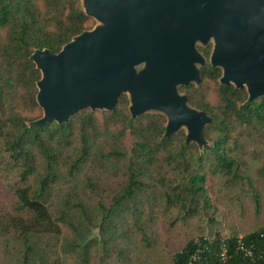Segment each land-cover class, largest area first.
<instances>
[{
  "label": "trees",
  "instance_id": "1",
  "mask_svg": "<svg viewBox=\"0 0 264 264\" xmlns=\"http://www.w3.org/2000/svg\"><path fill=\"white\" fill-rule=\"evenodd\" d=\"M93 25L80 0H0V186L10 189L0 193V264H155L147 254L160 221L199 233L172 264H221L223 247L226 264H264L236 249L255 239L262 248L264 226L241 237L217 231L209 188L220 203L264 168V96L219 85V69L204 67L200 87L181 88L211 118L203 152L184 131L165 137L162 115L132 118L125 95L108 112L28 125L42 116L31 55L58 53Z\"/></svg>",
  "mask_w": 264,
  "mask_h": 264
},
{
  "label": "water",
  "instance_id": "2",
  "mask_svg": "<svg viewBox=\"0 0 264 264\" xmlns=\"http://www.w3.org/2000/svg\"><path fill=\"white\" fill-rule=\"evenodd\" d=\"M95 25L58 53L35 50L42 116L62 124L82 109L111 111L120 96L132 118H165V137L185 132L200 152L211 118L189 105L182 87L201 84L197 45L212 43L209 62L221 86L264 96V0H80Z\"/></svg>",
  "mask_w": 264,
  "mask_h": 264
},
{
  "label": "rangeland",
  "instance_id": "3",
  "mask_svg": "<svg viewBox=\"0 0 264 264\" xmlns=\"http://www.w3.org/2000/svg\"><path fill=\"white\" fill-rule=\"evenodd\" d=\"M249 177V181L245 180L238 185L242 187H236L238 196H224L220 203L217 194L212 188H209L211 196L220 207L217 231L222 232L223 235L241 237L264 226V168H261L260 171L252 169L249 172ZM0 191L2 197L7 198L10 189L6 186H0ZM256 203L259 204L256 206ZM196 229V225L191 223L190 227L170 231L168 225L160 221L161 240L159 245L155 247L156 250L147 255L155 264H172V253L188 237L198 235Z\"/></svg>",
  "mask_w": 264,
  "mask_h": 264
},
{
  "label": "built area",
  "instance_id": "4",
  "mask_svg": "<svg viewBox=\"0 0 264 264\" xmlns=\"http://www.w3.org/2000/svg\"><path fill=\"white\" fill-rule=\"evenodd\" d=\"M261 238H263V240H261V242H264V235H261ZM259 241L260 240H256L255 241H251L249 242V244H244L239 242L236 246V249L240 252V254L242 253V258L243 259H247V258H254V259H262L264 260V246L261 248L259 245ZM199 252V250H198ZM196 257V254H193V258ZM230 259V257L228 256V250L226 249V247H223L221 249L220 252V262L221 264H226L227 261Z\"/></svg>",
  "mask_w": 264,
  "mask_h": 264
},
{
  "label": "flooded vegetation",
  "instance_id": "5",
  "mask_svg": "<svg viewBox=\"0 0 264 264\" xmlns=\"http://www.w3.org/2000/svg\"><path fill=\"white\" fill-rule=\"evenodd\" d=\"M197 47V50H198V52L205 58V60H206V64L204 65V66H202V67H200V72H202V69L204 68V67H207V66H211L210 65V62H209V56H210V54H211V50H212V43H209L207 46H202V45H197L196 46ZM207 49H209V54L208 55H206L205 54V52L203 51V50H207ZM212 67V66H211ZM213 68H216V67H213ZM217 69H219V68H217ZM220 70V69H219ZM220 72H221V70H220ZM220 77H221V74H220ZM220 77H219V79H220ZM219 79H218V83H219ZM201 83H202V74H201ZM189 85H194L195 86V84H189ZM201 85V84H200ZM219 85H220V83H219Z\"/></svg>",
  "mask_w": 264,
  "mask_h": 264
}]
</instances>
